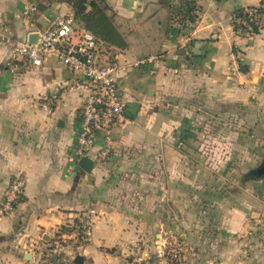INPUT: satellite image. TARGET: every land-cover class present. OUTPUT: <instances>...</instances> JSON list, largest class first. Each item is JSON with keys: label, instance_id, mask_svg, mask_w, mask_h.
<instances>
[{"label": "crops", "instance_id": "1", "mask_svg": "<svg viewBox=\"0 0 264 264\" xmlns=\"http://www.w3.org/2000/svg\"><path fill=\"white\" fill-rule=\"evenodd\" d=\"M106 1L127 35L103 60L116 56L128 121L109 141L97 132L88 157L106 146L110 155L86 173L75 156L86 92L70 90L75 76L58 58L36 68L13 53L72 9L54 2L27 18L29 0H0L10 38L0 43V264H38L31 247L90 208L79 264H264V30L231 25L233 11L261 0ZM19 172L26 193L6 214Z\"/></svg>", "mask_w": 264, "mask_h": 264}, {"label": "built area", "instance_id": "2", "mask_svg": "<svg viewBox=\"0 0 264 264\" xmlns=\"http://www.w3.org/2000/svg\"><path fill=\"white\" fill-rule=\"evenodd\" d=\"M201 1L203 0H194L196 4ZM36 12L35 5L27 4L23 14L31 18ZM249 15L256 18L253 11H249ZM250 30L251 27L248 31ZM37 34L35 43H30L29 40L15 42L13 53L17 58L36 68L43 66L49 58L56 57L74 74L75 80L70 90L86 92L75 156L77 160L83 156L88 157L95 147L97 132L103 131L106 140L109 141L112 130L124 127L128 121L127 107L119 96L115 81L120 68L116 56L113 55L112 59L104 61L103 54L106 50L103 45L91 33L78 28L72 14ZM7 42H10V38L0 27V43ZM156 59L157 57L152 56L137 63L138 66L144 65ZM46 100L58 102V92ZM109 155L110 148L106 146L94 157L95 165L105 163ZM26 188L25 175L21 172L15 173L4 195L2 205L4 213L10 214L21 203ZM96 216L97 211L94 208L81 212L68 226V231L59 232L48 243L33 245L30 251L40 257L38 264H69L91 240ZM167 256L164 252L159 253L160 258ZM135 261L141 264L142 256L136 257Z\"/></svg>", "mask_w": 264, "mask_h": 264}, {"label": "trees", "instance_id": "3", "mask_svg": "<svg viewBox=\"0 0 264 264\" xmlns=\"http://www.w3.org/2000/svg\"><path fill=\"white\" fill-rule=\"evenodd\" d=\"M29 1L35 5L37 12L45 11L54 2L67 3L72 9L76 26L91 33L95 39L103 45L107 53L113 51L112 49H126L128 47L126 32L122 31L117 14L113 11L106 0ZM160 3L163 7L168 6L167 0H160ZM194 8L193 5H188L186 11L188 15L186 17L190 18L192 16L193 11L195 10ZM249 11H253L256 14V18L250 16ZM263 15L264 0H261L257 6H246L236 9L231 15L233 31L240 35L260 34L264 30ZM249 27H251L250 31H248ZM241 70L246 71L242 66Z\"/></svg>", "mask_w": 264, "mask_h": 264}, {"label": "water", "instance_id": "4", "mask_svg": "<svg viewBox=\"0 0 264 264\" xmlns=\"http://www.w3.org/2000/svg\"><path fill=\"white\" fill-rule=\"evenodd\" d=\"M38 34H31L29 36V42L35 43L37 41ZM78 165L86 172V173H92L95 168V162L94 159L83 156L78 160ZM258 174L260 176H264V163L263 165L258 169ZM83 260V257L81 255H77L74 258L75 264H79Z\"/></svg>", "mask_w": 264, "mask_h": 264}, {"label": "rangeland", "instance_id": "5", "mask_svg": "<svg viewBox=\"0 0 264 264\" xmlns=\"http://www.w3.org/2000/svg\"><path fill=\"white\" fill-rule=\"evenodd\" d=\"M16 208H17V207H16ZM16 208H15V209H16ZM15 209H14V210H15ZM14 210H13V211H14ZM13 211H12V212H13ZM12 212H11V213H12ZM164 253H166V254L168 255L167 257H171L172 251H168V250H167V251H165ZM164 258H166V257H164ZM169 260H171V258H170ZM135 263H136V261H135ZM174 263H175V264H183V261L178 260V261H176V262H174ZM174 263H172V264H174ZM136 264H138V263H136Z\"/></svg>", "mask_w": 264, "mask_h": 264}]
</instances>
